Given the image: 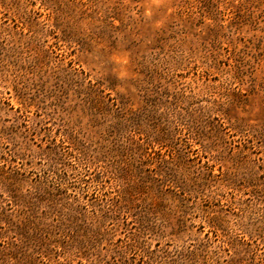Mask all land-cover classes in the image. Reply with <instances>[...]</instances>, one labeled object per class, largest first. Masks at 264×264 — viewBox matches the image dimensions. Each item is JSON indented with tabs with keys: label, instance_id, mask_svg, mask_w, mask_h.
I'll list each match as a JSON object with an SVG mask.
<instances>
[{
	"label": "rangeland",
	"instance_id": "rangeland-1",
	"mask_svg": "<svg viewBox=\"0 0 264 264\" xmlns=\"http://www.w3.org/2000/svg\"><path fill=\"white\" fill-rule=\"evenodd\" d=\"M0 264H264V0H0Z\"/></svg>",
	"mask_w": 264,
	"mask_h": 264
}]
</instances>
